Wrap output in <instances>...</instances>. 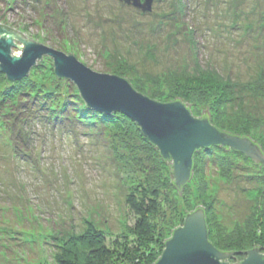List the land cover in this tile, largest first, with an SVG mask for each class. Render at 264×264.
<instances>
[{
	"label": "rangeland",
	"instance_id": "obj_1",
	"mask_svg": "<svg viewBox=\"0 0 264 264\" xmlns=\"http://www.w3.org/2000/svg\"><path fill=\"white\" fill-rule=\"evenodd\" d=\"M0 24L95 72L126 71L135 88L163 103L179 98L196 118L211 110L220 129L264 149V0H154L144 14L119 0H0ZM24 78L28 90L56 94L55 106L33 114L0 72V264H59L57 245L91 229L130 236L125 199L142 181L160 188V202L167 198L154 219L164 234L202 207L214 247L256 246L264 169L249 157L215 159L222 168L204 154L208 162L202 156L178 193L170 185L173 163L163 164L136 128L125 130V145L124 130L74 116L80 93L58 79L49 57ZM62 100L68 122L55 115ZM72 251L85 264L84 247Z\"/></svg>",
	"mask_w": 264,
	"mask_h": 264
},
{
	"label": "water",
	"instance_id": "obj_2",
	"mask_svg": "<svg viewBox=\"0 0 264 264\" xmlns=\"http://www.w3.org/2000/svg\"><path fill=\"white\" fill-rule=\"evenodd\" d=\"M119 1L144 14L151 12L154 0ZM43 57L52 60L58 78L77 87L86 105L107 114L119 111L132 119L161 157L172 160L177 189L189 182L193 155L201 148L217 145L230 148L264 167V154L253 141L221 132L206 118L193 117L185 102L155 101L136 91L123 77L95 72L74 55L26 40L0 24V72L9 83L27 76ZM155 264H264V253L258 248L245 252L218 250L208 240L205 212L197 207L173 230Z\"/></svg>",
	"mask_w": 264,
	"mask_h": 264
},
{
	"label": "trees",
	"instance_id": "obj_3",
	"mask_svg": "<svg viewBox=\"0 0 264 264\" xmlns=\"http://www.w3.org/2000/svg\"><path fill=\"white\" fill-rule=\"evenodd\" d=\"M16 8H18L19 10L21 9L19 5H16ZM114 74L125 78L126 80L129 81L132 87L135 88V86L129 80L130 76L128 72L118 71V73L114 72ZM58 79L61 81H68L67 79H60V78ZM4 81L7 84L6 85L7 88L9 87L10 89H12L14 94L17 93V95L19 96L18 99L19 103H24V106L30 109V111L35 115L41 113L44 110H48L50 107L53 109V107L55 106L53 103V98H55L56 94L52 92L43 93L42 90H40L41 92L37 91L39 90V88L38 89L36 88V91L28 90L26 87L27 80L25 78L19 80V82L9 83L4 75ZM68 87H70L71 89L74 88L73 84H68ZM135 90L147 97H150L155 101H160L158 96L151 95L150 92H148L147 90L145 91L143 89H137V88H135ZM75 91L77 93V90ZM57 93L59 94V92ZM76 96L78 97V100L81 103L80 105L81 110H78V113L75 114L74 116L88 123H94L98 121L100 126L101 125L102 127L108 126L111 129L112 128L115 129L116 131L119 130L125 131L126 129H130L133 126L132 128L133 129L136 128L135 132L141 135V139L144 141L147 147L155 149L154 151L157 152L158 157L160 158L163 164L166 163L172 164V160L170 159L165 160L161 157L159 150L155 146H153L148 141V139L142 134L139 126L131 119L126 117L124 114H121L119 112L117 113L115 112L112 114L100 113L94 110L93 108L88 107L86 103L82 100V98L78 96V93ZM176 100H179V98H175L173 101ZM164 102H167V100ZM61 103L62 104L60 110L55 112L56 118L61 116V118L63 117L62 120L66 119L68 122L69 120L67 119L68 116L66 113L70 109L69 108L70 105H68L69 102H67L66 100L64 101L62 100ZM183 104L189 109L190 112H192L190 105H187L185 103ZM214 114L215 113L212 112L211 110L206 111V113H203L199 118L208 119L210 123L221 132L228 133L231 135H237L240 137L250 138L256 145L259 146V148L264 154L263 147L258 142L254 141L250 136L246 134L239 135L236 133H231L230 131L224 129H220L218 124L214 122V118H212ZM128 134L130 133L125 131V135L122 140L124 141L125 145H129L130 143V141L127 138ZM229 153L243 155L238 151L220 145L211 146L209 148H201L195 151L193 155L192 174L196 170L197 163L201 160L204 154L210 157V161L211 163H213V165L222 167L221 164H217V162H215V159L221 158L224 160V157L229 155ZM204 159H205L204 160L205 163L206 161L208 162L205 156ZM201 161L203 162V160ZM256 165L264 169L263 166H260L258 164ZM169 173L173 177L172 171H170ZM187 184L177 189L174 185V178H172V180L170 181V185L178 193H183ZM163 185H166V183H163ZM167 195L168 194L166 192L165 197H167ZM159 196H160V188L158 189L157 185L154 183L147 184L145 181H142L141 183L134 185L132 188H130V191L125 199L126 206L129 212L134 217L130 236H120V237L115 236L114 238H110L107 237V235L101 231H98L96 229H91L85 232L83 235L75 236L73 238L65 240L62 243V245H57V248H59L60 250V254H57L56 257L57 261L59 262V264H79L77 259L73 258L72 247L81 245L84 247V252L86 253V256L88 258L85 261V264H155L164 249L165 241L170 238L173 230H175L173 229L168 234L167 233L164 234L162 227L160 225H157L156 220H154L155 217H158L162 213L163 205L164 203L166 204L167 202V198L163 199L160 202ZM203 210L205 212V218L207 223V217H206L207 209L203 208ZM187 214L188 212L184 214L183 218L182 217L180 218V226L183 224L184 218ZM260 223H261L260 224L261 228H258L255 232V236L257 237V244L256 246L252 247V249L258 248L259 250H264V227H262L263 222L260 221ZM207 228H208V223H207ZM208 236H209V228H208ZM220 251L226 252L223 250ZM243 258L244 256L241 257L240 259L243 260Z\"/></svg>",
	"mask_w": 264,
	"mask_h": 264
},
{
	"label": "bare ground",
	"instance_id": "obj_4",
	"mask_svg": "<svg viewBox=\"0 0 264 264\" xmlns=\"http://www.w3.org/2000/svg\"><path fill=\"white\" fill-rule=\"evenodd\" d=\"M115 75V74H114ZM26 77V76H25ZM24 78V77H23ZM21 80V79H20ZM77 88V87H76ZM78 90V89H77ZM88 106V105H87ZM89 107V106H88ZM91 108V107H90ZM95 110V109H94ZM97 111V110H96ZM98 112H100V111H98ZM119 112V111H118ZM100 113H103V112H100ZM112 113H115V112H111V113H108V114H112ZM119 113H121V114H123L122 112H119ZM104 114H107V113H104ZM125 115V114H124ZM126 116V115H125ZM126 117H128V116H126ZM194 117V116H193ZM129 118V117H128ZM130 119V118H129ZM132 120V119H131ZM133 121V120H132ZM134 122V121H133ZM234 136H237V135H234ZM238 137H240V136H238ZM241 138H248V137H241ZM250 139V138H249ZM251 140V139H250ZM252 141V140H251ZM258 146V145H257ZM245 155V154H244Z\"/></svg>",
	"mask_w": 264,
	"mask_h": 264
}]
</instances>
